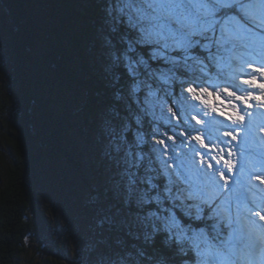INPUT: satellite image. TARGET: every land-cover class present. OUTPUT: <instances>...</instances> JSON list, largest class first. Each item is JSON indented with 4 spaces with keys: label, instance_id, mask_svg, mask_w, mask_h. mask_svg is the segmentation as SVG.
<instances>
[{
    "label": "snow or ice",
    "instance_id": "6c2138e0",
    "mask_svg": "<svg viewBox=\"0 0 264 264\" xmlns=\"http://www.w3.org/2000/svg\"><path fill=\"white\" fill-rule=\"evenodd\" d=\"M102 4L95 43L108 95L92 131L84 264H264V194L253 183L264 185V0ZM209 88L232 110L209 116ZM172 119L187 125L179 144L146 131ZM233 141L235 164L223 155H237Z\"/></svg>",
    "mask_w": 264,
    "mask_h": 264
},
{
    "label": "trees",
    "instance_id": "16d2710c",
    "mask_svg": "<svg viewBox=\"0 0 264 264\" xmlns=\"http://www.w3.org/2000/svg\"><path fill=\"white\" fill-rule=\"evenodd\" d=\"M39 6H42L40 13L43 22L31 11V8ZM45 6L49 7V12ZM102 7V0H0V37L4 35L10 41L9 49H5L1 47L0 39V70L6 73L7 69L8 72L5 84L1 85V91L7 94L0 96V264H22L24 257L28 256V242L42 238L43 244L48 246L47 258L51 256L59 263L84 264V255L75 261L63 251L59 242H52L47 237L43 226L44 213L38 203L39 192L35 188L37 180L31 171L35 163L42 162L38 156L42 151L38 150L40 142L41 148H51L48 150L53 153L52 159L56 158L68 179H61L63 182L70 187L73 180L68 169H75L92 191L93 187L87 184L89 180L86 174L80 170L86 167L82 158L80 160L82 153L76 149L77 146L72 148L69 145L72 140L70 131L76 126L73 120L63 121L68 124L65 129L53 122L43 129L47 139L40 140L35 131L38 125L31 111L32 108H39V105L44 108L50 104L42 102L43 97L38 91L43 90L44 77L48 78L49 72L56 73L59 82L66 80L72 91L79 89V93L75 91L74 94H83L75 102L81 109L78 134L83 137L81 132L85 133L86 138L91 140L87 130L93 131L94 117L108 95V84L95 43ZM40 22L47 27V46L41 48L37 43L39 33L37 29L35 32L33 30ZM176 92L179 94L178 86ZM66 105V112L74 107L72 103ZM168 106L175 110L171 99ZM47 110L48 107L43 112ZM152 127H158L157 138L164 139L170 145L172 141L163 134L167 132V135L178 137L176 142L179 144L184 139L180 133L185 131L187 125L172 119L170 123L146 127V131L151 132ZM148 138L151 139V136ZM87 157L95 180V157L89 154ZM83 170L87 171V167ZM77 187L79 189L80 186ZM41 251L39 247V253Z\"/></svg>",
    "mask_w": 264,
    "mask_h": 264
},
{
    "label": "rangeland",
    "instance_id": "374dc122",
    "mask_svg": "<svg viewBox=\"0 0 264 264\" xmlns=\"http://www.w3.org/2000/svg\"><path fill=\"white\" fill-rule=\"evenodd\" d=\"M42 6H39L37 8H31V11H34L37 15L38 19L42 21V14L40 13V9ZM49 12V7L45 6ZM44 8V9H45ZM43 22V21H42ZM37 29L38 38L37 43H39L40 48L44 45L47 46L45 43V39L47 38L45 31L47 30V27L44 23H39L37 28H33L34 32ZM4 31H1V33ZM47 32V31H46ZM1 47H6L9 49L10 41L7 39L6 36L1 35ZM2 71V70H0ZM248 71H251L248 69ZM3 74L0 72V96H5L6 94L1 91V85H4V79L7 76L8 72L6 69L5 71H2ZM257 77V82H261V76L260 73H253ZM49 79L47 77H44L43 79V90L38 91V94L43 97L42 102L50 103L47 107L49 110H47L45 113L43 112V109L47 108L44 106V108L39 105V108L36 109V107L31 111V116L33 117L34 121L37 122L36 126V133L38 135V138L40 140H46L47 135H44L43 129L47 126H51L53 122H57V124H61L62 128H66V125H68L66 122H63L67 120L68 122H71L73 120L76 129H71L70 133L72 134V140L69 142V145L77 146L76 149L81 151L80 154V160L82 158V163L87 167V171L83 170L86 167L80 168V170L83 171L84 174H86V177L88 178L89 182L87 184H90L93 187V182L95 181L92 177L93 172H90L89 170V164L87 163V155L89 154L90 157H96V147L93 142V136L92 132L87 130L89 132V137L91 140L87 139L85 136V133L81 134L83 137H80L78 134V128L80 126V106L78 102L82 95L80 93L76 95L73 92H78V90H73L70 86H68L67 81H58L59 76L56 75V73L49 72L48 75ZM255 94H259V89H253L252 90ZM216 92V91H215ZM38 95V96H39ZM49 98V99H48ZM51 98V99H50ZM205 100H207L209 103L208 105H205L204 107L208 108L209 116L214 115L210 108L214 105V100L207 94L203 97ZM226 98L225 95H223V99ZM40 99V98H39ZM225 104L229 102L228 98L225 100ZM74 104L73 109H69V111L66 112L67 105L66 104ZM215 107L219 110L220 108H224V111H231V108H226L223 105L217 102L215 104ZM42 108V109H41ZM41 110V111H40ZM64 110V113H63ZM217 119L222 120V117H218ZM62 122V123H60ZM192 125L195 124V121L191 122ZM199 126V125H196ZM59 131L61 128L58 126ZM80 131V130H79ZM86 132V131H85ZM91 133V135H90ZM63 134V133H62ZM259 135V133H258ZM242 137L238 138L241 139ZM83 139V140H82ZM85 143V145H83ZM38 146L42 147V144L38 142ZM37 146V147H38ZM39 147L38 150H42L39 152V157L41 158V163H35V166L31 170L37 180L35 182V188L39 192V205L41 207L42 213L44 215L42 216L44 219V228L45 233L48 238L52 239L51 241H57L60 245L63 246V251L73 260L77 261L78 258H80L81 255H84L83 249L85 247V243L88 239L90 229L92 227L93 222V206L92 201L90 199V193L91 191L86 186V181L82 175L78 174V171L75 169H68L71 174V181L70 187L63 182L61 179L68 180L63 173L61 167L57 164L56 158L52 159V152L51 148L44 149L45 147L41 148ZM233 152L237 153V155H234L232 157L227 156V150L223 153L225 156V159H230L234 164L237 163V157L239 154V148L237 147V142L233 141L230 145ZM71 151V150H70ZM211 155H216L219 157L221 153L219 152H213L210 153ZM56 157V156H55ZM84 158V159H83ZM96 168V167H95ZM80 171V172H82ZM32 173V174H33ZM227 175V172H226ZM34 179V178H33ZM253 183L256 185V191L258 195L264 194L261 193V190H264V185L259 184L258 181H253ZM72 184V185H71ZM79 185V189L77 185ZM72 188V189H71ZM259 203V201H258ZM259 210V209H257ZM47 243V242H45ZM48 244V243H47ZM28 256H25L23 259L22 264H66V262L59 263L57 261H54L53 258H47L46 255H48V249L47 245L43 244V238L42 240H32L28 242ZM39 247H41L42 251L39 253ZM43 252V254H42Z\"/></svg>",
    "mask_w": 264,
    "mask_h": 264
}]
</instances>
